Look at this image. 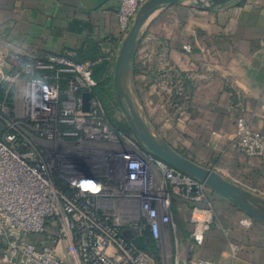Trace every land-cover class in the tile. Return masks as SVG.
Instances as JSON below:
<instances>
[{"label": "crops", "instance_id": "obj_1", "mask_svg": "<svg viewBox=\"0 0 264 264\" xmlns=\"http://www.w3.org/2000/svg\"><path fill=\"white\" fill-rule=\"evenodd\" d=\"M121 2L0 0V39L11 55L25 60L67 54L75 61H106L114 79L127 35L117 15ZM129 78L135 108L153 134L264 207V161L234 146L239 117L264 134V0H233L214 10L183 1L156 11L142 32ZM212 198L215 216L200 246L193 242V225L179 227L178 221V230L165 234L172 264L195 258L264 264V223L254 220L246 228L242 221L250 216L215 193ZM57 235L48 227L45 235L30 238L52 244ZM6 247L0 264H12L4 259ZM65 248L59 245L60 254ZM67 262L78 264L70 257Z\"/></svg>", "mask_w": 264, "mask_h": 264}, {"label": "built area", "instance_id": "obj_2", "mask_svg": "<svg viewBox=\"0 0 264 264\" xmlns=\"http://www.w3.org/2000/svg\"><path fill=\"white\" fill-rule=\"evenodd\" d=\"M149 0H122L119 25L127 34ZM0 87L19 86L25 117L10 119L0 102V251L12 264H156L123 235L127 229L142 236L148 226L158 243L176 230L171 212L173 197L193 205L192 238L201 245L215 216L213 192L202 182L183 174L113 127L93 80V64L70 55L23 59L11 55L0 39ZM85 93L90 108L84 110ZM36 139L60 143L75 139L116 148L105 177L93 167L64 168L70 191L57 187L48 162L34 145ZM234 146L264 161V134L244 117L236 122ZM194 188L197 189L194 192ZM116 203H122L120 210ZM58 220L60 229L52 244L31 236L45 235ZM254 221H242L249 228ZM65 244L64 254L58 247ZM233 245V251L237 250ZM187 264H224L191 259Z\"/></svg>", "mask_w": 264, "mask_h": 264}, {"label": "water", "instance_id": "obj_3", "mask_svg": "<svg viewBox=\"0 0 264 264\" xmlns=\"http://www.w3.org/2000/svg\"><path fill=\"white\" fill-rule=\"evenodd\" d=\"M183 1H193L197 7L205 10H214L225 6L233 0H149L146 2L130 31L127 33L116 61L113 87L117 104L125 112L127 121L131 125L138 141L153 156L161 159L183 174L204 183L213 193L233 203L254 220L264 223V207L257 204L245 189L226 180L215 170L205 168L189 160L153 134L147 122L127 96V79L132 71L135 53L147 21L156 11L171 5H177ZM83 98L84 110L88 111L90 108V94L85 93ZM193 191L196 192L197 189L194 188ZM123 235L138 250H147V244L142 236L136 235L130 229L125 230Z\"/></svg>", "mask_w": 264, "mask_h": 264}, {"label": "rangeland", "instance_id": "obj_4", "mask_svg": "<svg viewBox=\"0 0 264 264\" xmlns=\"http://www.w3.org/2000/svg\"><path fill=\"white\" fill-rule=\"evenodd\" d=\"M7 93H9L8 96L12 97V100L6 103L10 119H23L25 117V113L24 110L20 108V96L22 97L20 94L21 89L14 85ZM115 101L117 103L116 98ZM117 106V118L121 121H127L125 112L118 104ZM34 145L38 149L39 153H41L44 159L48 162L52 177L54 179L61 180L67 187H69V185L64 172L65 167H68L69 165L82 166L86 164V166L93 167L94 171H96L95 174L105 177L110 157L117 150L116 148L104 143H91L89 141L79 143V141H76L75 139H66L60 143H47L43 140L36 139ZM121 204L122 203H116L118 210H120ZM180 215L182 218H188V216L184 215L182 212H180ZM187 226L191 227L189 223H187ZM49 227L53 228L54 231H58L60 229L59 221L56 220L55 223H51ZM159 247L161 250L159 264H172L169 237L163 239V241L159 243Z\"/></svg>", "mask_w": 264, "mask_h": 264}, {"label": "trees", "instance_id": "obj_5", "mask_svg": "<svg viewBox=\"0 0 264 264\" xmlns=\"http://www.w3.org/2000/svg\"><path fill=\"white\" fill-rule=\"evenodd\" d=\"M65 55L68 56L67 54ZM83 61H89L93 64V80L96 83V89L101 98V101L103 103L107 116L109 118V121L111 122L113 127L116 129V131L119 133L120 136L134 140L136 144L138 145V147H140L142 150L148 151L136 138L129 122L121 121L116 116V111L118 110V106H117V103L114 97L113 79L107 74V67H108L107 62L102 61V62L94 64L96 60H92L90 57L84 58ZM8 88L9 87L6 84H3L0 87V102L2 103H7L10 100H12V97L8 96L9 95V93H7ZM134 100H135V96H134ZM54 180L58 188L63 189L67 193H70V194L73 193L61 180H57V179H54ZM178 198L179 197H176V196L173 197L172 207H171L173 221L175 223V227L177 230L180 227V224L186 225L187 223H189L190 225H192L191 215H192V211L194 208L191 203H177ZM180 212L188 216V218L187 219L182 218L180 215ZM175 217H176V220H175ZM178 221L180 222L179 227H178ZM191 236H192V233H191ZM142 237L144 238L147 244V250L145 252L155 261L156 264H159L160 255H161L159 243L154 238L148 226L145 228L144 232L142 233ZM193 242L195 243L194 240Z\"/></svg>", "mask_w": 264, "mask_h": 264}, {"label": "bare ground", "instance_id": "obj_6", "mask_svg": "<svg viewBox=\"0 0 264 264\" xmlns=\"http://www.w3.org/2000/svg\"><path fill=\"white\" fill-rule=\"evenodd\" d=\"M129 79H130V78L127 79V84H126L127 96H128L129 99L132 101V103L135 105L136 101L134 100V94H133L132 88H131V86H130ZM249 196H250L253 200H255V201L257 202V204H258V200H257V198H255L254 196H252V195H250V194H249Z\"/></svg>", "mask_w": 264, "mask_h": 264}]
</instances>
